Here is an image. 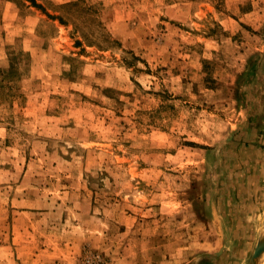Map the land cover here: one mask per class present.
Masks as SVG:
<instances>
[{"label":"rangeland","instance_id":"374dc122","mask_svg":"<svg viewBox=\"0 0 264 264\" xmlns=\"http://www.w3.org/2000/svg\"><path fill=\"white\" fill-rule=\"evenodd\" d=\"M29 230L46 263L251 264L264 0H0V264Z\"/></svg>","mask_w":264,"mask_h":264},{"label":"crops","instance_id":"0c3cea01","mask_svg":"<svg viewBox=\"0 0 264 264\" xmlns=\"http://www.w3.org/2000/svg\"><path fill=\"white\" fill-rule=\"evenodd\" d=\"M20 234L21 233L17 232L15 234L16 236H13V238H12V244L16 246L15 250L13 249L12 254L13 255H17V258H19V259L21 257H23L22 258V262L24 260V261H27V264H35V263L36 264L37 263L38 264H74L73 259H71L70 257H68V260L63 261L64 263H59L58 260L61 259L62 254L58 256V255H56V253H53L52 260H50L48 263H46L45 254L49 255L48 253L50 251H49L48 247L44 248L42 246H40L39 248L37 247L38 251L32 252L31 255H30L31 252H29L27 255L22 256L21 255L22 252L28 251L32 247L30 245V243L34 244L35 241L38 240L39 238L37 239V235H36L35 232H32L31 230H29L27 232H24V235L27 236V239H22V240H25V241L24 242H20V241L17 240L18 236H20ZM26 242L28 244H26ZM18 244H20L21 246L18 247L17 246ZM43 245H45V243ZM34 247H36V245H34ZM1 248H4V246H2ZM52 248L56 249L58 247H53L52 246ZM75 251H77V250H75ZM66 252H68V249H67ZM68 255L70 256V254H68ZM64 257L67 258V255H65ZM49 258L51 259V256H49ZM41 260H43V261H41ZM29 262H31V263H29Z\"/></svg>","mask_w":264,"mask_h":264},{"label":"water","instance_id":"95a60500","mask_svg":"<svg viewBox=\"0 0 264 264\" xmlns=\"http://www.w3.org/2000/svg\"><path fill=\"white\" fill-rule=\"evenodd\" d=\"M264 257V235L259 240L257 247L255 249V252L253 254L251 264H257L259 260H261Z\"/></svg>","mask_w":264,"mask_h":264},{"label":"bare ground","instance_id":"6f19581e","mask_svg":"<svg viewBox=\"0 0 264 264\" xmlns=\"http://www.w3.org/2000/svg\"><path fill=\"white\" fill-rule=\"evenodd\" d=\"M263 234H264V231H263ZM262 263L264 264V257L258 262V264H262Z\"/></svg>","mask_w":264,"mask_h":264}]
</instances>
